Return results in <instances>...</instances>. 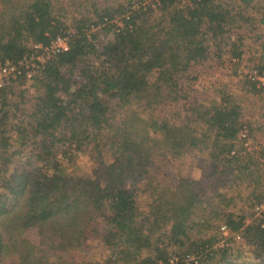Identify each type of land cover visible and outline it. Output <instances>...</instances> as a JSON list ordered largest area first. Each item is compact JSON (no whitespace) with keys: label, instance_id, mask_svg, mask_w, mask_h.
I'll list each match as a JSON object with an SVG mask.
<instances>
[{"label":"trees","instance_id":"trees-1","mask_svg":"<svg viewBox=\"0 0 264 264\" xmlns=\"http://www.w3.org/2000/svg\"><path fill=\"white\" fill-rule=\"evenodd\" d=\"M65 1L0 0L1 61L68 37L33 77V100L23 79L0 90V264H62L89 237L107 251L91 264H264V218L236 208L264 201V121L194 86L228 57L245 90L264 92L250 75L264 72V0H154L152 18L144 0H71V24ZM85 147L82 174L71 160ZM189 151L199 176L167 170Z\"/></svg>","mask_w":264,"mask_h":264},{"label":"rangeland","instance_id":"rangeland-1","mask_svg":"<svg viewBox=\"0 0 264 264\" xmlns=\"http://www.w3.org/2000/svg\"><path fill=\"white\" fill-rule=\"evenodd\" d=\"M103 1V0H97ZM68 3V1H65ZM70 4L66 7V16L65 20L67 23L72 22V19L78 14L76 6L73 1L69 0ZM144 3H148L153 6V10L151 11L150 17H156L160 14V10L157 9V5L154 0H144ZM149 15V14H148ZM151 17V18H152ZM119 24V21L117 22ZM247 43L250 42V39L246 41ZM246 54V53H245ZM227 55H224L226 57ZM246 59L244 58L241 66L247 68V64L250 63V56L246 54ZM228 57L224 58L223 60L218 61L217 59H212L207 61L201 70L197 73V77L194 81V86L198 91L205 92L209 98L216 96V92L218 89H223L224 91L230 93L234 99L240 103L242 107L243 116H247L253 120H262L264 121V92H257L253 93L250 91L245 90L242 85L244 84L243 79L244 77L232 73V66H230V62L228 61ZM244 68V69H245ZM38 71L36 72V74ZM23 79L24 83L19 84L18 88H23L25 97L29 100H33L34 94L36 93L34 87V78L30 80H26L25 78H18L15 80ZM18 139V134L13 133L12 141H14L15 145L14 148L17 149L18 155L25 156V149L20 145L17 144L14 139ZM259 144L257 142H250L249 144ZM253 144V145H254ZM255 145V146H256ZM258 147V145H257ZM252 148V147H251ZM194 155L196 152H187L182 157L177 159H171L168 163L170 164L167 168L168 171L181 170L186 174H190L192 176H199L200 169L199 166L202 162L197 159ZM260 162L264 163V157H259ZM94 164L93 155L89 151V147H85L83 150L76 152L72 156L71 160V168L81 172L82 174H86L91 172ZM248 189L243 188L242 192H247ZM236 203V208L241 212L245 213V221L247 223L251 222L253 218H261L263 216L262 209H255L256 206L252 207L243 199L238 198ZM264 206V203H263ZM253 212V215H249ZM223 228L221 227V230ZM223 235L228 234L226 229H223ZM231 234V233H230ZM230 234H228L230 236ZM27 238L37 241V236L34 232L33 228L27 229L25 232ZM227 235V237H228ZM235 239H239V234H234L233 236ZM226 237H222L220 243L224 242ZM81 250H76L73 252L67 251L64 252L60 258L62 264H91L95 263L96 261H101L106 256V249L103 242L98 237H89L84 245L81 247ZM52 258V257H51ZM16 256H12L11 261L14 263ZM176 259V258H175ZM174 262V258H170V263ZM184 264H199L198 260L194 257H187L184 259Z\"/></svg>","mask_w":264,"mask_h":264},{"label":"built area","instance_id":"built-area-1","mask_svg":"<svg viewBox=\"0 0 264 264\" xmlns=\"http://www.w3.org/2000/svg\"><path fill=\"white\" fill-rule=\"evenodd\" d=\"M119 24H121L120 21ZM67 40L68 37L66 35H59L50 44L44 45L34 42L32 46L35 51L31 55L16 61L9 58L3 61L0 60V90L11 80L22 77L26 80L33 78L36 72L42 68L43 62L47 57L60 49H66L68 47ZM252 74H254L256 79L262 83L264 82V72L262 74L251 72L250 75ZM263 203L256 205L255 209H263ZM222 228H225V226H222Z\"/></svg>","mask_w":264,"mask_h":264}]
</instances>
